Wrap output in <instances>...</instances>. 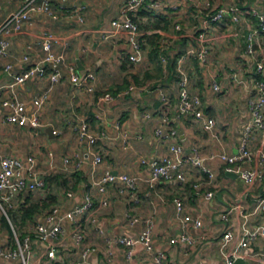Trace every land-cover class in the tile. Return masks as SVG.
<instances>
[{
	"label": "crops",
	"instance_id": "crops-1",
	"mask_svg": "<svg viewBox=\"0 0 264 264\" xmlns=\"http://www.w3.org/2000/svg\"><path fill=\"white\" fill-rule=\"evenodd\" d=\"M127 1L53 0L52 12L36 13L33 25L25 26L11 37L8 56H0V86H5L0 92V155L34 156L36 168L46 181L44 188L18 194L10 207L23 213V209L31 203L41 204L33 213L34 224L19 236L24 238L31 234L34 238L30 257L32 264H226L224 253L232 254L236 250L242 230L243 216L234 207L241 205L246 212H250L258 199L264 196V181L249 184L240 176L235 178L228 175L229 165L226 162L209 158L212 152L237 153L244 137L245 124L251 117L248 102L258 74L255 73L254 63L244 56L247 22L234 24L227 14L223 21L215 22L208 28V64L203 66L192 58L183 64L189 74L190 92L200 95L203 111L216 122L213 130H205L201 120L187 114L180 120L171 119L170 123L164 124L178 132L176 137L164 141L156 130L163 124L162 116L173 118L179 108L181 74L177 60L180 53L176 58L167 54V61L172 59V63L169 68L164 66V76L158 74L153 79L157 89L148 93L146 86L138 85L137 81L143 75L136 66L138 62L150 59L149 54L142 48L141 60L131 61L128 31L114 33L111 27L113 19L127 14ZM216 1L219 3L213 0L214 7L231 0ZM156 3L157 6L152 9L160 13L157 15L163 18L161 25L164 29L150 32L159 31L164 42L172 37L184 44L192 41L190 46L199 44L198 34L203 28V16L199 14L194 0H156ZM22 4L23 0H0V22L21 8ZM256 4L253 2L248 6ZM189 6L193 13L191 10L187 13ZM257 7L264 9L263 4ZM135 16L139 22L147 19L139 12ZM189 19H198L196 34L187 31L173 34L177 23L184 27ZM248 21L256 23L257 17L249 13ZM48 32L62 41L60 45H54L55 50L65 56L62 79L52 84L47 74L9 88L7 85L14 74L45 54L42 41ZM27 52L30 61L23 59ZM229 55L237 56V60L231 59L228 64L231 69L237 68L230 76L225 72ZM224 57L227 58L224 60ZM191 61L198 63L200 69L208 73L198 82L191 80ZM238 61H242L241 69ZM8 64L12 66L10 70L7 69ZM68 65H73L81 76L94 72V90L75 86L70 79ZM152 67L155 66L151 64ZM151 72L157 73L156 70ZM235 73L238 80L234 78ZM214 79L219 82L220 91L215 90L212 84ZM49 87V98L40 111L42 126L32 129L6 119L7 109L2 106L3 100L16 97L26 103L31 112L34 109L33 100ZM106 92H111L114 99L100 100ZM147 113L151 116L147 117ZM83 122L89 124L92 133L105 132L108 136L89 146L79 131ZM116 124H120V130L115 128ZM124 131L128 134L127 146L122 141L121 133ZM172 141L181 143L187 153L197 148L200 155L206 158V164L214 170L215 177L211 179L199 167L188 164L185 167V181L160 180L151 185L150 171L141 163V159L171 155L169 144ZM249 147L255 156L242 165L264 170V162L259 161L256 153L257 150H264V131L253 134ZM90 149L92 152H89ZM93 153L102 155L101 163L94 164ZM66 156L73 160L83 158L82 168H66L63 163ZM107 169L137 177L134 193L129 189L121 191V182L111 185L107 192H101L93 182ZM209 191L214 192L211 198L207 197ZM88 193L94 200V207L77 224L65 223L64 235L55 242L57 255L50 257L48 247L36 237L37 222L55 206L66 212L83 202ZM176 198L183 202V216L202 219L200 227H194L192 221L182 223L177 213ZM104 199L108 201L107 204L103 203ZM92 216L98 218V223L91 220ZM133 218L138 221L133 223ZM149 220L154 224L155 251L166 254L164 263H158L155 252H149L141 245L135 247L129 260L127 247L114 240L117 236H138ZM262 223L263 211L250 217L251 225ZM100 227L104 229L103 232L99 230ZM227 229H232L235 237L223 252L222 236ZM75 231L83 236L80 243L74 239ZM183 234L190 236L192 242L181 240ZM9 236L8 232L4 233L0 246ZM88 248L90 251L85 256ZM244 254L245 264H264V237L252 242ZM0 264L21 262L0 260Z\"/></svg>",
	"mask_w": 264,
	"mask_h": 264
},
{
	"label": "built area",
	"instance_id": "built-area-1",
	"mask_svg": "<svg viewBox=\"0 0 264 264\" xmlns=\"http://www.w3.org/2000/svg\"><path fill=\"white\" fill-rule=\"evenodd\" d=\"M189 0H181L187 2ZM198 8L199 14L203 19V28L198 34L199 44L196 46H189L178 57V70L181 74L180 77V90H179V108L177 113L172 117L167 115L162 116V123L157 127L156 133L160 139L167 141L178 135L176 129L168 128L164 124L170 123L171 119L180 120L184 115L192 114L196 119L202 121L205 130L212 131L215 126V120L205 114L202 109V100L199 94H192L189 90V74L183 68L184 62L189 59L198 60L203 66L209 62L210 49L206 44V34L208 28L215 22L223 21L228 14L234 24H240L242 21L247 22L246 32V48L244 56L254 64L255 73L258 77L254 79L253 88H251V95L249 97V109L251 117L245 124L244 137L237 153H227L225 151L212 152L209 158L220 159L226 162L229 166L227 170L236 172L245 182L253 184L257 181H264V170L261 167L246 168L242 165L245 161H251L255 156V152L250 149L249 144L253 134L264 131V9L257 6H252L250 9L241 7L238 0H231L229 3L214 7L213 0H194ZM53 0H23L21 8L11 12L3 21L0 22V56H8L11 43V37L19 33L25 26H31L34 23V16L36 13L45 12L51 13V4ZM157 6L156 0H128L125 5V14L122 17H117L111 21L112 32L118 33L122 30H127L129 34V59L137 62L142 58V44L139 39L141 34L140 22L137 18L129 16L132 12L134 15L144 9H152ZM179 5L175 6L178 7ZM208 10L206 13L203 10ZM252 13L257 17V22L248 21V14ZM137 17V16H136ZM177 30H182V24L175 25ZM55 43L60 45L61 40L57 39L54 34L48 32L42 41V48L45 54L33 61L31 65L24 68L21 72L13 75V80L7 85L9 88H15L18 85L25 84L28 80L34 78H43L49 74L52 84L59 82L63 75V66L65 63V56L55 50ZM164 43V42H163ZM169 44L165 45V48ZM164 49V48H163ZM161 59L166 62L168 55L165 53L160 54ZM30 55L27 52L23 59L30 61ZM12 66L7 65L10 70ZM70 79L75 86H85L89 91L94 90L93 81L96 79L94 72H88L81 76L73 65L67 66ZM234 78L238 80V74H234ZM215 90L220 91L221 86L219 82L214 79L212 82ZM52 86V85H51ZM5 86H0V92ZM51 87L43 91L40 96L33 100L34 109L28 111L27 104L16 97H10L2 101V106L7 109L5 114L6 119L19 126H28L32 129H37L42 126L40 119V111L49 98ZM114 96L111 92H106L100 97V100H113ZM147 117L151 114L147 113ZM116 129L120 130V124H116ZM81 136L87 141L89 146H93L101 137L108 136L107 133L102 134L92 133L89 129V124L83 122L79 128ZM122 141L125 146L128 145V134L124 131L121 133ZM171 155L162 158H142L141 163L146 165L150 171L149 182L155 185L160 180L167 181H185L186 173L185 167L192 164L199 167L211 179L215 177L214 170L206 164V158L201 156L199 150L194 148L193 151L187 153L184 146L177 142L172 141L169 144ZM89 152H92L90 149ZM258 159L264 162V150H257ZM103 160L102 155L93 153L94 164L101 163ZM84 159L77 157L73 160L70 156L63 158V163L66 168H73L74 170L82 168ZM37 160L32 155L19 157L15 155H0V207L3 209L6 217L10 220L7 214L6 207H11L18 194L25 191H35L46 186L45 179L40 175L36 168ZM117 182H121L123 187L121 191L131 190L134 193L137 177L128 173H115L112 169H107L103 175L95 179L93 182L101 192H107L109 187ZM214 196L213 191L207 193V197ZM136 199V197H133ZM104 199L103 203L107 204ZM178 216L181 218L182 223L188 224L193 222L194 227H200L203 222L201 218H191L183 216V202L180 198L175 199ZM94 207V200L91 194H87L85 200L79 204L62 212V208L55 206L52 210L36 224L35 234L37 239L48 247V255L55 258L56 247L55 242L58 238L65 233V223L72 222L77 224L79 219L85 214L90 212ZM243 216L241 224V235L239 237L236 250L232 254H226L225 247L235 237L232 229H227L222 236V251L225 252L226 264H236V260L245 257L244 251L249 245L258 238L264 237V223L258 225L250 224V217L261 211L264 212V196L258 199L254 209L246 212L241 205H237ZM91 220L98 223V218L92 216ZM137 218H133L132 222H137ZM14 231V246H8L6 242L0 246V260L19 261L21 264H32L31 254L34 238L31 234H27L24 238L17 235L15 228L11 222ZM101 232L104 231L102 227L99 228ZM154 224L151 220L146 223L138 236H117L114 240L127 247V258L130 260L134 253L135 247L141 245L149 252H155L156 261L164 263L166 254L164 251H155L153 242ZM183 241H191L192 238L188 235L180 236ZM74 239L80 243L83 239L79 231L74 232ZM176 241V240H173ZM13 245V244H12ZM90 251V248L85 250V256ZM112 254V250L109 251ZM111 259V258H110Z\"/></svg>",
	"mask_w": 264,
	"mask_h": 264
},
{
	"label": "rangeland",
	"instance_id": "rangeland-1",
	"mask_svg": "<svg viewBox=\"0 0 264 264\" xmlns=\"http://www.w3.org/2000/svg\"><path fill=\"white\" fill-rule=\"evenodd\" d=\"M219 1H222V0H219ZM224 1L225 0H223V2ZM239 1H240L241 7H243L244 9H250L251 6H248V5L253 4V2L255 4L256 3L257 4L256 5H252V6H259V5H262V4L264 5V0H239ZM225 2H229V1L227 0ZM215 3L218 4L219 2H217L215 0ZM190 10H191V8L189 6L187 13H189ZM203 11L206 13L208 10L205 9ZM192 13H193V11H192ZM157 14H160V13H157ZM192 17H193V15H192ZM152 20L154 21L153 25L156 24L154 18ZM147 23H149V22H147ZM158 23L161 24L162 22L158 21ZM197 28H198V19H189V22L187 24L185 23L184 28L182 30L179 31L177 29H174L173 34L178 35L179 33H181V31H183V32L187 31L188 33L194 35V34L197 33ZM162 29H164V27ZM166 38H168V37H166ZM158 39L159 38L156 35L154 36V38L142 37L141 41H142V44H143V49L147 51V53L149 54L148 58H150V59L146 58L145 60L138 62L137 66H136L138 69L141 70V74L143 75L141 78H139V80L137 81V84L140 85V86H146L147 90H149L148 93H150V91H152V90L157 89V86L154 85V83H153V79L155 78V76H157L158 74L164 76L165 75L164 74L165 67L169 68L170 67L169 64L172 63V59H170L167 62H164L161 59L160 55L158 57L157 52L154 53L153 50H154V47H155L156 43L158 42ZM171 40H173V41H171ZM171 40L170 41H166V42L163 43L162 49L160 50L159 54L163 52L165 54H170V56L172 58L173 57L176 58L177 55L179 53L181 54L182 52H184L190 46V44L192 45V41H189V40L186 41L185 44H184V42L182 43L178 39H173L172 37H171ZM168 43H169L168 47L165 48V45H167ZM226 58L227 57H224V60ZM231 59L237 60V56L233 57L232 55H229V57L227 58V65H226L227 68H226L225 72L228 74V76H230L231 73L237 71V68L231 69L230 67H228L230 65V60ZM241 62L242 61H238L237 62V63H239L238 67L240 69L243 67ZM191 63H192L191 64V68H192L191 78H193V79H191L192 81L198 82L200 77H202V79H203L205 76H207L208 73L207 72L205 73L204 71H202L200 69V67L198 66L199 65L198 63L196 64V62H194V61H191ZM151 64H153L155 67L150 68ZM152 70H156L157 73L151 72ZM211 72H212V70H211ZM221 93H224V92H221ZM6 210H7V214L11 216V222H12L14 228H15V231H16L17 235L25 233L26 231L29 230L28 228L31 227L34 224L35 219L27 218V219H29V220H27V219L23 218V213L20 212V211H16V210L13 211V209L11 210L10 207H8V206L6 207ZM4 216H6V215H5L4 211H3V209L0 207V241H3V239H4L3 235L6 232L9 233V235H10L9 237L10 238H14V233L13 234L10 233L9 232V228L6 225H4V223H3L4 222L3 221Z\"/></svg>",
	"mask_w": 264,
	"mask_h": 264
},
{
	"label": "trees",
	"instance_id": "trees-1",
	"mask_svg": "<svg viewBox=\"0 0 264 264\" xmlns=\"http://www.w3.org/2000/svg\"><path fill=\"white\" fill-rule=\"evenodd\" d=\"M240 3V1H239ZM139 13L141 14L142 17H146V22H144L142 19H141V22H140V29H141V34H140V41L142 40V37H147V38H154V36L156 35L159 39H158V42L156 43L155 47H154V53L157 52L158 54V57L159 55V52L160 50L162 49V45H163V42H164V37L160 35L159 33V29H162L163 26H161V24L158 23V21L162 22L163 18L162 17H159L160 15H157V13L155 12L154 9H144V8H141V10L139 11ZM162 16V15H161ZM155 20V23L153 25V19ZM149 21V23H147ZM157 21V22H156ZM158 29L159 31H153V32H150V30H154V29ZM141 44H142V41H141ZM142 48H143V44H142ZM39 205H41L40 203H31L30 206L26 207L23 209V218L27 219V218H31L33 217V213L35 212L36 208L39 207ZM10 216V215H9ZM11 218V216H10ZM3 221H4V224L9 228V232L10 233H14L13 232V229L11 228V225L8 221V219L6 218V216H4L3 218ZM14 240L13 239H10V237L8 238V240L6 241V244L8 246H14L15 243H13ZM13 244V245H12Z\"/></svg>",
	"mask_w": 264,
	"mask_h": 264
},
{
	"label": "water",
	"instance_id": "water-1",
	"mask_svg": "<svg viewBox=\"0 0 264 264\" xmlns=\"http://www.w3.org/2000/svg\"><path fill=\"white\" fill-rule=\"evenodd\" d=\"M129 16H131V17H133L135 20H137V17H136L132 12L129 13ZM137 21H138V20H137ZM227 173H228V175H231V176H233V177H235V178L239 176V175H238L236 172H234V171H228ZM236 264H245V260H244L243 258L239 257V258L236 260Z\"/></svg>",
	"mask_w": 264,
	"mask_h": 264
}]
</instances>
